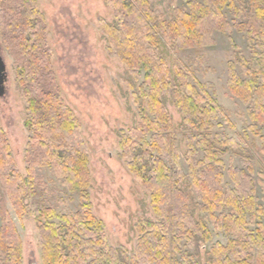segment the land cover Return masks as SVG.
<instances>
[{"label": "trees", "instance_id": "trees-1", "mask_svg": "<svg viewBox=\"0 0 264 264\" xmlns=\"http://www.w3.org/2000/svg\"><path fill=\"white\" fill-rule=\"evenodd\" d=\"M105 1L113 20L100 18V30L107 51L128 71L125 82L140 115L120 133L119 146L125 167L149 194L153 219L137 223L138 240L129 258L108 245L89 196L81 123L62 97L45 17L37 0H0V38L14 60L30 133L23 176L0 126V264L23 259L6 200L19 217L29 212L28 202L36 203L32 214L41 264H199V245L212 239L210 224L226 243L211 246L206 264H264V206L255 196L253 158L241 154L240 166H229L225 180L223 158L237 143L216 130L229 123L214 87L197 80L183 62L169 65L166 58L168 50L212 46L216 33L244 34L250 55L233 43L226 86L245 107L250 132L262 134L264 0H183L169 18L149 0ZM167 97L181 116L178 125ZM246 136L243 131L241 137ZM38 169L51 170L65 191L79 196L75 210H59L56 197H49L53 188L44 197L47 188Z\"/></svg>", "mask_w": 264, "mask_h": 264}, {"label": "rangeland", "instance_id": "rangeland-1", "mask_svg": "<svg viewBox=\"0 0 264 264\" xmlns=\"http://www.w3.org/2000/svg\"><path fill=\"white\" fill-rule=\"evenodd\" d=\"M149 2L166 18L173 16L176 8L184 4L183 0ZM37 5L47 22V38L53 51L52 64L62 97L81 123L88 151L89 196L93 213L104 223L108 245L117 248L124 258H129L138 240L137 223L145 218L153 219V213L148 192L125 167L119 146L120 133L134 126L140 115L125 82L129 77L128 71L118 58L107 51L100 30L99 19L112 21V9L105 0H37ZM233 43L245 55H250L245 35L234 30L216 33L212 46L168 50L166 58L169 65L183 62L197 80L213 85L214 97L224 108L229 123L216 130L237 143L223 158L225 180H228L227 168L240 166L241 154L247 153L253 158L257 180L255 196L257 202L264 206V132L258 135L250 132L245 107L230 95L226 86ZM0 53L7 70L5 93L0 96V126L10 144L16 169L26 176L24 153L30 136L25 127L27 103L16 82L13 57L4 48L1 38ZM167 107L178 125L181 116L169 97ZM243 131L246 137H241ZM176 133L183 153V133L180 129ZM37 173L47 188L44 197L53 188L49 197H56L59 210L77 208L79 196L65 191L51 170L38 169ZM44 197L42 199H46ZM35 207L36 203L28 202L29 212L19 217L11 202L6 200V208L22 241V264H41L39 234L32 214ZM210 229L212 239L206 245H199V264H206L205 253L214 243H226V236L215 231L211 224Z\"/></svg>", "mask_w": 264, "mask_h": 264}, {"label": "water", "instance_id": "water-1", "mask_svg": "<svg viewBox=\"0 0 264 264\" xmlns=\"http://www.w3.org/2000/svg\"><path fill=\"white\" fill-rule=\"evenodd\" d=\"M7 81V70L5 61L0 53V96L5 93V82Z\"/></svg>", "mask_w": 264, "mask_h": 264}]
</instances>
